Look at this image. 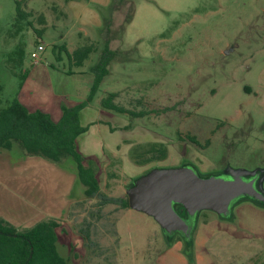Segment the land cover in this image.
<instances>
[{
    "label": "rangeland",
    "instance_id": "374dc122",
    "mask_svg": "<svg viewBox=\"0 0 264 264\" xmlns=\"http://www.w3.org/2000/svg\"><path fill=\"white\" fill-rule=\"evenodd\" d=\"M17 2L28 14L24 20ZM111 4L0 0V107L18 97L58 116L63 105L85 101L91 68L110 40L118 55L82 111L88 131L78 143L94 162L102 194L125 198L133 181L158 168L190 166L222 178L231 170H264V0H125L111 16L109 33ZM39 43L46 51L36 65L30 55ZM90 45L96 52L79 68L54 52L55 46L74 53ZM110 93L115 103L144 116L104 110L100 102ZM187 136L201 146L180 139ZM149 144L165 146L166 157L137 164L160 157L147 152ZM100 198L76 201L59 220V232L85 241L73 264H264V207L250 200L232 205L233 219L212 211L193 218L191 260L182 235L161 252L166 239L152 217L103 205Z\"/></svg>",
    "mask_w": 264,
    "mask_h": 264
},
{
    "label": "trees",
    "instance_id": "16d2710c",
    "mask_svg": "<svg viewBox=\"0 0 264 264\" xmlns=\"http://www.w3.org/2000/svg\"><path fill=\"white\" fill-rule=\"evenodd\" d=\"M112 2L113 4H111L109 10V13H111L110 20L108 21L109 18L106 19L105 23L109 33H111L113 23L111 16L119 10L125 0H112ZM16 10L17 15L21 19L24 20L28 17V14H25L22 10L21 2L16 3ZM38 33L42 34L40 31ZM110 43V40L104 43L98 61L91 68L94 81L88 98L72 106L63 105L61 108L62 115L58 121H55L49 113L39 108L31 109L23 104L18 97L6 108L0 107V154L4 150L11 151L14 147H18L26 156L40 157L58 165L70 162L75 166L79 182L85 188L84 194L86 198L95 199L101 197L103 205L113 204L129 209L127 197L112 198L102 194L98 171L94 162L86 159L80 153L77 145L78 138L88 131V127L83 126L81 123V112L96 98L104 79L110 75L111 63L118 55L116 51L111 49ZM56 50H59L58 58L61 56V52H64L71 66L78 68L82 67L91 54L96 52V48L93 45L81 47L74 53H70L66 46H55L54 52ZM17 55L21 62L24 51L20 50ZM25 77L26 75L20 77L21 83V79ZM2 92L3 87L0 85V97ZM116 97L115 93L108 94L101 100V107L104 110L118 114H127L133 117L144 116L141 112H132L115 103ZM180 139L201 146V143L194 136L180 137ZM148 146L147 152H158L160 157H153L143 161L135 159L137 164L166 157L167 148L165 146L160 144H149ZM200 176L209 177L211 175L203 176L200 174ZM241 200L250 199L244 198ZM254 203L264 207V204ZM174 208L183 218L187 217V213L182 206L175 205ZM223 219H233V215L231 214L230 217ZM59 228L60 222L47 220L39 222L30 229L19 230L7 221L0 219V264H68L57 249ZM196 229L197 222H195L190 239H183L186 255L191 260L193 259L194 232ZM179 236V234L174 236H166L164 234L166 245L172 246L174 242L180 239Z\"/></svg>",
    "mask_w": 264,
    "mask_h": 264
},
{
    "label": "water",
    "instance_id": "95a60500",
    "mask_svg": "<svg viewBox=\"0 0 264 264\" xmlns=\"http://www.w3.org/2000/svg\"><path fill=\"white\" fill-rule=\"evenodd\" d=\"M258 172L231 170L227 179L202 177L190 166L153 169L128 187L129 208L152 217L166 236L179 234L190 239L191 220L203 211L227 218L232 214V205L241 199L264 204V176L255 185ZM175 205L183 207L187 219L175 210Z\"/></svg>",
    "mask_w": 264,
    "mask_h": 264
},
{
    "label": "crops",
    "instance_id": "0c3cea01",
    "mask_svg": "<svg viewBox=\"0 0 264 264\" xmlns=\"http://www.w3.org/2000/svg\"><path fill=\"white\" fill-rule=\"evenodd\" d=\"M45 112L55 121H58L62 115V111L58 116H54L50 111ZM81 123H83L82 118ZM144 136L150 138L148 141L152 140L151 135ZM16 148L11 151L4 150L0 154V219L19 230L30 229L42 221L64 220L71 205L85 198V188L79 182L75 166L70 162L54 165L40 157L26 156L18 147ZM78 149L88 159L79 146ZM77 187L80 191L74 197ZM2 203L8 205L9 209L5 210ZM84 246L85 241L79 235L58 232L57 249L68 264H73L72 259L78 258L80 251L85 252ZM169 247L171 246L166 245L161 252Z\"/></svg>",
    "mask_w": 264,
    "mask_h": 264
},
{
    "label": "built area",
    "instance_id": "2783aa9c",
    "mask_svg": "<svg viewBox=\"0 0 264 264\" xmlns=\"http://www.w3.org/2000/svg\"><path fill=\"white\" fill-rule=\"evenodd\" d=\"M46 51V46L39 43L35 50L31 53V60L37 65L41 61L42 54Z\"/></svg>",
    "mask_w": 264,
    "mask_h": 264
},
{
    "label": "flooded vegetation",
    "instance_id": "af4514ba",
    "mask_svg": "<svg viewBox=\"0 0 264 264\" xmlns=\"http://www.w3.org/2000/svg\"><path fill=\"white\" fill-rule=\"evenodd\" d=\"M259 171H260V172H258V174H257L256 177H255V179H256L255 185H256V183L259 182V180L261 179V177L264 176V172H261V171H263V170H259ZM228 172H229V171H227V172L225 173V175H224L227 179H229V177H228V175H227ZM247 179H248V181L251 180V178H247ZM263 186H264V182H263ZM185 219H187V217H185ZM191 223H193V227H194L193 219L191 220Z\"/></svg>",
    "mask_w": 264,
    "mask_h": 264
}]
</instances>
